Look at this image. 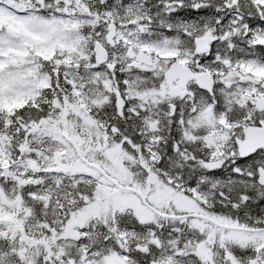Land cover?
I'll use <instances>...</instances> for the list:
<instances>
[{"label":"snow or ice","instance_id":"1","mask_svg":"<svg viewBox=\"0 0 264 264\" xmlns=\"http://www.w3.org/2000/svg\"><path fill=\"white\" fill-rule=\"evenodd\" d=\"M0 264H264V0H0Z\"/></svg>","mask_w":264,"mask_h":264}]
</instances>
